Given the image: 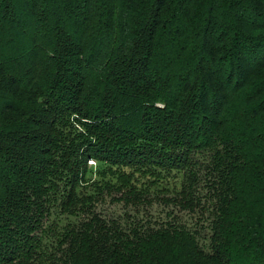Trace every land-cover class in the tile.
Listing matches in <instances>:
<instances>
[{"label":"trees","instance_id":"1","mask_svg":"<svg viewBox=\"0 0 264 264\" xmlns=\"http://www.w3.org/2000/svg\"><path fill=\"white\" fill-rule=\"evenodd\" d=\"M0 21V264H264V0Z\"/></svg>","mask_w":264,"mask_h":264},{"label":"rangeland","instance_id":"2","mask_svg":"<svg viewBox=\"0 0 264 264\" xmlns=\"http://www.w3.org/2000/svg\"><path fill=\"white\" fill-rule=\"evenodd\" d=\"M15 1H12V3H11V6L12 5H15ZM242 15H243V17L247 20L246 22H251V18H252V14L250 13V12H248L247 10H244L243 9V11H242ZM258 21H260V19L258 18L257 19ZM3 24H2V21H0V26H2ZM34 26H36V25H34ZM218 32H220V31H217V33L215 32V33H213L212 34V37L214 36V34H219ZM222 32V31H221ZM210 36H211V33H210ZM45 41H47V39L45 40ZM47 43V42H46ZM20 52H22V51H20ZM5 54H7L6 56H9V57H11V52H10V54H9V51H6V53ZM4 54V55H5ZM15 54V53H14ZM2 57H5V56H2ZM222 66V65H221ZM221 66L220 65H215V66H213V71H216V70H220L221 69ZM20 72H21V70L20 69H18V71H17V75H20ZM217 74L219 75V73H218V71H217ZM1 104V103H0ZM94 161H91V160H89L88 162H87V164L89 165V166H92L93 168H94ZM97 211L99 212V211H101V210H111V211H113V210H121V212H123V211H125V210H129L128 208L126 209V208H124V203H117V204H111L110 202H109V200L107 199L106 201H105V203L103 204V205H97ZM124 208V209H123ZM156 208V205L155 204H153L152 205V209L151 210H153V209H155ZM147 210V209H146ZM148 211V210H147ZM149 212V211H148Z\"/></svg>","mask_w":264,"mask_h":264}]
</instances>
